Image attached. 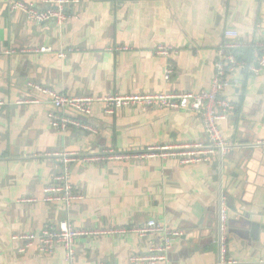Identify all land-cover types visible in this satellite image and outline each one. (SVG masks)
I'll list each match as a JSON object with an SVG mask.
<instances>
[{
	"label": "crops",
	"instance_id": "1",
	"mask_svg": "<svg viewBox=\"0 0 264 264\" xmlns=\"http://www.w3.org/2000/svg\"><path fill=\"white\" fill-rule=\"evenodd\" d=\"M16 1L45 7L42 0H0V264H132L130 257L161 241L137 231L152 219L182 234L156 264H264V148L251 147L264 142V72L236 74L221 95L234 108L219 128L237 146L192 165L84 160L105 151L207 144L202 122L188 110L136 107L108 115L95 103L84 120L95 133H62L49 124L48 114L58 111L28 86L70 97L198 93L210 86L225 30L238 31L241 57L256 58L244 46L264 37V0H79L61 25L11 12ZM161 44L176 52L157 56ZM167 62L170 81L163 78ZM62 155L73 158L69 183L81 198L69 207L43 201ZM67 221L90 233L70 252L57 247L44 255L36 245L19 252L24 242L12 239Z\"/></svg>",
	"mask_w": 264,
	"mask_h": 264
},
{
	"label": "built area",
	"instance_id": "2",
	"mask_svg": "<svg viewBox=\"0 0 264 264\" xmlns=\"http://www.w3.org/2000/svg\"><path fill=\"white\" fill-rule=\"evenodd\" d=\"M44 8H37L35 5H27L16 1L9 4L11 12H19L32 23L44 24L53 21L57 25L63 24L70 18L68 7H76L79 0H42ZM239 37L236 30L228 29L223 32V41L216 48V59L214 61V73L208 89L198 93H148L129 95H107L103 97H70L61 95L51 89L40 87L29 83L28 86L45 95L51 106L58 112L48 114L50 127L58 132H66L69 129H77L90 133H95V129L87 120L91 114L92 106L100 103L104 106V111L108 115H113L121 108H139L147 111L154 107L173 110H188L198 116L204 127L207 144H186L175 147L171 146H149L140 152H115L105 151L102 155H94L84 158L85 161H137L147 159H167L174 158L181 165H192L198 163H208L210 159L222 157L230 153L237 145L227 143L224 140L219 128L220 121L225 118L229 110L234 107L221 95L226 89L234 85L233 78L238 73L248 76H260L264 72V37L258 41H253L245 45L246 51L256 53V58H243L239 54V44L235 41ZM175 50L166 45H158L155 54L162 58H169ZM174 74V67L171 62H167L164 69V80L170 81ZM216 109H221L218 113ZM225 113V114H224ZM83 119V120H82ZM251 147H262L263 143H256ZM73 158L70 155H62L59 159L60 167L53 177V183L43 190L45 203H61L69 207L71 203L81 199L76 194L69 183V164ZM220 223V244L221 254L225 252L224 238L227 212L224 204L219 209ZM141 236H160L161 241L152 247L144 256H132L129 261L132 264H156L165 261L175 239L182 236L178 230L159 225L155 220H149L144 226L139 228ZM90 233L75 229L68 221L61 223L58 227H46L37 234H24L12 237L13 240L24 242V246L19 249L23 252L25 248L36 245L40 253L44 255L53 254L57 247H63L67 252L77 237ZM235 264V263H234Z\"/></svg>",
	"mask_w": 264,
	"mask_h": 264
},
{
	"label": "water",
	"instance_id": "3",
	"mask_svg": "<svg viewBox=\"0 0 264 264\" xmlns=\"http://www.w3.org/2000/svg\"><path fill=\"white\" fill-rule=\"evenodd\" d=\"M218 230H219V233H220V223H219V225H218Z\"/></svg>",
	"mask_w": 264,
	"mask_h": 264
}]
</instances>
